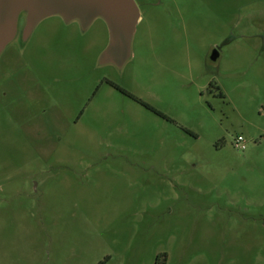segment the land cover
I'll return each instance as SVG.
<instances>
[{
	"label": "rangeland",
	"instance_id": "rangeland-1",
	"mask_svg": "<svg viewBox=\"0 0 264 264\" xmlns=\"http://www.w3.org/2000/svg\"><path fill=\"white\" fill-rule=\"evenodd\" d=\"M136 2L122 68L51 16L0 72V264H264V0Z\"/></svg>",
	"mask_w": 264,
	"mask_h": 264
},
{
	"label": "water",
	"instance_id": "water-1",
	"mask_svg": "<svg viewBox=\"0 0 264 264\" xmlns=\"http://www.w3.org/2000/svg\"><path fill=\"white\" fill-rule=\"evenodd\" d=\"M22 16L24 38L39 22L51 16H59L66 23L78 22L82 29L102 19L108 28L109 41L99 63L122 68L132 57L141 12L136 0H0V55L18 37ZM218 56L215 50L211 58Z\"/></svg>",
	"mask_w": 264,
	"mask_h": 264
},
{
	"label": "flooded vegetation",
	"instance_id": "flooded-vegetation-1",
	"mask_svg": "<svg viewBox=\"0 0 264 264\" xmlns=\"http://www.w3.org/2000/svg\"><path fill=\"white\" fill-rule=\"evenodd\" d=\"M46 19V18H45ZM63 20V19H62ZM43 21V20H42ZM39 22L38 25L35 27V29L32 31V33L27 37L24 38L23 36V28H24V18L22 16V18L20 19V24H19V34L18 37L16 38V40H14L12 43L16 44L14 45V48L10 47V45L12 43H10L5 49L4 51L1 53L0 55V72H3L7 77L12 78L15 74L17 70H20V68L22 67V61H23V66H26V63H24V61L26 60L24 57L25 54V50L27 49L28 43L30 42V40L32 39L36 29L38 28V26L42 23ZM64 21V20H63ZM65 22V21H64ZM66 23V22H65ZM72 23V22H70ZM78 23V22H77ZM69 24V23H68ZM89 28V27H88ZM87 28V29H88ZM86 30V29H83ZM8 51V53H13V56L15 59L22 57L20 59V64H17V60H14L12 63H4V65L1 64V60H2V56L4 55V53ZM17 64V65H16ZM111 85L115 86L116 88H119L122 92H124L125 94L129 95V96H133L131 92H129L128 90H126L125 88L121 87L120 85H118L117 83L113 82L110 80Z\"/></svg>",
	"mask_w": 264,
	"mask_h": 264
},
{
	"label": "built area",
	"instance_id": "built-area-1",
	"mask_svg": "<svg viewBox=\"0 0 264 264\" xmlns=\"http://www.w3.org/2000/svg\"><path fill=\"white\" fill-rule=\"evenodd\" d=\"M235 145L241 149H244L246 147L244 143V137L242 135L237 136Z\"/></svg>",
	"mask_w": 264,
	"mask_h": 264
}]
</instances>
